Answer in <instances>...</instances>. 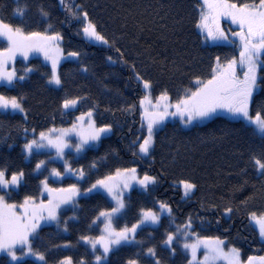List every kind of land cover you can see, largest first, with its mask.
I'll return each mask as SVG.
<instances>
[{
  "label": "trees",
  "instance_id": "obj_1",
  "mask_svg": "<svg viewBox=\"0 0 264 264\" xmlns=\"http://www.w3.org/2000/svg\"><path fill=\"white\" fill-rule=\"evenodd\" d=\"M73 2L69 10L59 0H0L1 21L28 34H56L65 54L79 53L77 60L60 65L58 88L49 83L50 66L38 57L18 60L16 73L24 79L0 86L2 96L16 97L24 109V113L0 109V170L8 178L24 174L18 189L0 190V196L16 205L27 198L46 200L41 198V182L49 171L37 173L36 166L52 153H36L28 160L25 143L52 128L71 125L80 114L92 111L97 125L110 126L112 134L81 156L68 154L71 167L82 170L83 179L67 177L50 183L85 190L120 170L137 168L140 175H152L158 183L135 188L125 196L124 212L115 219L116 229L133 226L144 211L158 210L160 204L172 209V215L163 217L158 226L143 227L133 242L115 248L100 264H156L157 260L160 264H189L180 240L172 249L164 243L189 220L196 236L219 238L227 249H238L244 260L253 255L264 257V242L249 219L253 214L264 215V170L255 164L256 159L264 163V136L252 125L216 116L185 127L175 117L156 132L150 156L143 157L139 151L146 137L140 108L145 97L142 83L151 84L154 101L167 94L173 103L180 102L197 88L198 81L212 79L217 62L225 64L239 57L238 47L205 43L198 29L200 0ZM229 2L242 6L259 0ZM77 12H86L108 43L85 40ZM5 46L0 42V49ZM74 99L78 107L65 110L64 102ZM257 112L264 117V66L251 103L252 115ZM51 165L62 169L57 161ZM184 181L196 187L187 199L178 185ZM112 208V201L102 192L79 198L60 212L57 223L38 229L31 238L32 250L44 256V264H61L67 258L75 264H95L93 252L81 237H99L102 224L97 217ZM227 209H231L229 215ZM149 248L155 250V256L148 253ZM0 264L43 263L35 259L12 263L3 255Z\"/></svg>",
  "mask_w": 264,
  "mask_h": 264
},
{
  "label": "snow or ice",
  "instance_id": "obj_2",
  "mask_svg": "<svg viewBox=\"0 0 264 264\" xmlns=\"http://www.w3.org/2000/svg\"><path fill=\"white\" fill-rule=\"evenodd\" d=\"M63 3V0H61ZM203 3L207 5L210 10L211 20L214 27L210 26L208 23L209 15H202L200 27L204 28L207 36L211 37L213 40H228V35L219 27V16H227L232 22L238 24L241 27L240 32L232 33L233 36H239L241 43V52H240V64L246 66L247 71L244 72V78L241 80L235 75V65L237 64L236 60L230 61L226 72L223 74L222 78H214L210 80L207 84L200 89L198 92H194L186 100H181L175 105L177 111L168 113L169 105H163V112L158 114L148 113L145 110V115L147 117V137L143 140V143L139 145L140 153L147 155L152 147L153 143V128L154 126L162 123L167 115H177L181 116L187 115L188 119L185 123H190L192 119L200 117H207L210 114L214 113L217 109H227L229 112L234 115L240 116L247 120L250 124L255 126V130L264 136V117L261 116L259 112L256 113L255 117L249 114V108L252 101L253 92L257 89V70L260 66H264V60H261V56L264 55V0H259L258 5H249L243 4L242 6H237L236 4H229L226 0H215V2H210V0H203ZM216 9H222V11L217 12L215 15L211 13ZM18 15L22 16L23 12L18 11ZM43 15H47L46 12L42 11ZM76 16L75 13H73ZM77 19H81L80 16H76ZM87 20V13H82V22ZM82 34L89 40L99 41L101 43H108L105 38L96 31L95 24L88 21L85 23V26L82 28ZM0 38L6 39L10 47L6 50L8 55L5 56V53H0V82L6 84H12L14 79L23 80L24 77H16L15 72H7L6 68L8 65L9 59H11L15 52L19 51L21 55L27 57L29 52H43L46 60L52 61L53 76L49 83H54L59 85L61 83L59 75L56 74L55 69L57 67L58 59L57 57L50 55V41L58 40L59 36H47L38 32L30 33L28 36L22 34V30L18 27L13 28L11 25L0 21ZM58 51V50H57ZM79 53H69L68 58L78 56ZM109 59H111L109 57ZM87 69H85L86 71ZM28 71H31L29 69ZM144 87L147 89L150 87L147 81H144ZM147 99V97H145ZM160 100H166L167 95H162ZM77 103L76 100H66L63 107L69 108L75 106ZM143 103V101L141 102ZM23 111L21 104L18 102L16 97L8 98L0 95V109H8ZM91 112L88 113V116L91 117ZM80 120L83 117L79 118ZM76 125H73L72 129L67 130H56L52 129L51 132L58 131L60 133L55 139H51L49 134L40 133L41 141L38 142L33 140L31 143L26 144L24 147L28 153L32 152L33 146L39 148L45 146L43 144L44 140H47V144L53 146L57 149L58 155H63V150L65 147H68L64 143L62 137L71 131L76 130ZM91 128V125H90ZM111 131L110 126L102 127L98 129H93L87 134L81 132L80 144L77 146V152L83 148L85 144H88L90 141H98L100 139L101 133H108ZM44 162L41 161L40 164H37V169L41 167ZM255 164L260 170H264V163H261L259 159L255 160ZM126 172L131 173V179L135 180L136 169H127ZM23 172L19 174L12 175L10 180L5 179V172L0 170V190H6L9 186L13 188L17 187L20 183L21 178L23 177ZM55 175L59 176V172H55ZM79 175L83 177V171H79ZM117 175H120V172H117ZM108 179H111L109 177ZM138 184L142 185L144 188H147L150 183H155V178L145 175L143 179L136 181ZM45 188L47 191H59L62 193H70L71 195L60 198L58 203L54 204L52 200H49L47 205L41 203L40 205L34 206L31 211H28L27 206L31 198L25 199L23 204L19 207L25 209V211L16 215L14 212L5 214L0 211V251L6 250L12 257L13 260L19 259L15 255V249L17 245L21 248L27 247L28 252L24 255L32 254L36 256L39 260L43 261L44 256L32 251L31 243L29 242V237L35 233L36 229L39 227V220H56V208L59 207L61 203L67 204L72 203L73 198L76 195H79V191L75 185L69 189H59L52 190L47 189L46 182ZM184 187V195L187 196L189 192L195 187V185L182 182ZM129 187L128 181L123 182V188ZM103 188L109 194L113 196L116 200L117 206L111 210V212H101L100 216L97 217L99 220L100 217H105L107 223H105V235L101 236L98 240L91 239L88 237H81V239L86 240L91 244L92 248L95 249L97 244H101L103 247V253L107 254L111 251L113 246H118L121 243H128L134 238V233L136 228L139 225H133L131 228L125 227L121 231H115L111 228V219L112 216L121 211L125 207L123 200L120 198L123 195V192H117L114 190L113 186L109 185L106 180H98L96 184L92 185V188H89L84 193L85 195L88 192H91L93 189ZM4 197L0 196V206L4 208L14 209L16 205H6L3 204ZM161 211L167 210L170 213V209L167 208V205L161 204ZM47 209V216H44L43 210ZM228 212L231 209H227ZM252 219L256 221L259 225V235L264 239V216L257 218L255 214L252 215ZM159 221V216L154 212H144L143 219L140 221L141 224L145 222H150L155 224ZM191 227V221L184 226V231H187ZM174 239L173 234H169L167 239L164 241L166 245H171ZM205 244L209 248V251L213 254V258L217 257H227L229 254L235 259V264H240L239 261V251L235 248L229 249V253H224L222 245L225 241L216 238L212 241H200L197 240L194 244L185 243L183 245L186 249L192 250L193 260H195L196 250L200 244ZM174 251V249H173ZM148 253L152 256H155V250L152 248L148 249ZM106 258V256H105ZM208 257L205 256V260ZM254 257H249L247 264H253ZM261 262H264V257L259 258ZM96 260L100 262L102 256L98 255ZM65 264V262H62ZM66 264H71L70 260ZM129 264H135V261H130ZM156 264H160L157 260ZM232 264V261H230Z\"/></svg>",
  "mask_w": 264,
  "mask_h": 264
},
{
  "label": "rangeland",
  "instance_id": "obj_3",
  "mask_svg": "<svg viewBox=\"0 0 264 264\" xmlns=\"http://www.w3.org/2000/svg\"><path fill=\"white\" fill-rule=\"evenodd\" d=\"M200 1L202 3V7H201V11H200L199 25H200V22H201L202 15H209L208 23H209L210 26L214 27V25L212 24V20H211L210 10L208 9L207 5H205L203 3V0H200ZM59 2H60L61 6L63 8L66 7L69 10L72 8V6L74 4L73 0H63V3H61V0H59ZM210 2H215V0H210ZM226 2L229 3V4H232L231 2H229V0H226ZM258 4H255V5H258ZM250 5H253V4H250ZM219 11H222V9H216L211 14L215 15ZM76 14H77V16H80L81 20H82V14H80L78 12ZM0 21H1V19H0ZM88 21H89V19L87 17V20L83 21V24H82L81 28H83L85 26V23H87ZM199 25H198V29H199V32L201 33V35L203 36V39H204L205 43H207L209 45L231 44V45H236L238 47V49H239V57H237V58H235L233 60L237 61V64L235 65V75L239 79L242 80L244 78V72L247 71V68H246V66L241 65L240 62H239L240 61V52H241L240 38H239V36H233L232 35V33L240 32L241 31V27L238 24L232 22V20L229 17H227V16H219V27L224 31L225 34L228 35V40H213L211 37L207 36V33H206L205 29L200 27ZM22 34L24 36H28L29 35L28 33L24 32V31H22ZM41 34L47 35V36H58L56 34H44V33H41ZM82 37L85 40H87L88 42L92 43V44H102V45L106 44V43H101V42L95 41V40H89L83 34H82ZM0 42H5L6 43L5 48L0 49V53H5V56H7L8 53H7L6 50L10 47V44L4 38H0ZM49 43H50V55H53V56L57 57V59H58V63H57V67L55 69V72H56L57 75H59L60 65L63 62L67 61V60H77L78 56L68 58V54H65L63 52L60 37H59L58 40H53V41H50ZM36 57L41 58L46 64H48L50 66V68H51V77L49 79V81H50L52 76H53L52 61L51 60H46L45 57H44L43 52H34V51L33 52H29L27 57L21 55L19 51L15 52L14 56L11 59H9V61H8V65H7L6 71L7 72H15L16 77H18L17 73H16V69H15L16 62L18 60H23V61L27 62L30 59L36 58ZM261 59H262V56H261ZM229 63H230V61L225 63V64L217 62L216 66H215V69H214V75H213L212 79H210V80H214V78H222L223 74L226 72V70L228 68ZM260 67L257 70V85H258V87L253 92L252 100H253L255 94L257 93V91L259 90V71H260ZM15 80H17V79H14V81ZM14 81H13V83H14ZM207 82L201 83V82L198 81L197 82V84H198L197 88L195 90L189 92L187 97H185L183 100L188 99L191 96L192 93L198 92L200 89H202L207 84ZM12 84L9 85V84L0 82V86L1 85L11 86ZM50 85L53 86V87L58 88V87L61 86V83L59 85H56L54 83H50ZM142 85H143V89L145 91V97H147V99H145V97H144L141 100V102L143 101V103L140 102V108H141L142 120H143V122L145 124V127H146V137H147V117L145 115V110H147L148 113L158 114L160 112H163V105L167 104V105H169L168 110H167L168 113H172V112H176L177 111L175 105L177 103H179V102L173 103L171 101L170 96L167 95V94H166L167 95V99L166 100L158 99V100L154 101V99L152 98V95H151V91H152L151 84L149 83L150 87L147 88V89L144 87V82L142 83ZM76 101H77V103L75 104V106H72V107H69V108H64V109L65 110H74V109H76L78 107V100H76ZM251 103H252V101H251ZM1 110L3 112L24 113V109H23L22 112L19 111V110H15L14 111L11 108L1 109ZM89 112H91V114H92L91 117L88 116ZM89 112L84 113V114H80L76 118L75 122L73 124H71V125H68L66 127H61V128H52V129H56V130H67V129H72L73 125L77 126L75 131L67 132L62 137L64 143H66L68 145V147L64 148L63 155H58L57 149L55 147H53V146L48 145L47 144V140L43 141V144L45 145L43 147L37 148V147L33 146V149H32L31 153H28L27 150L24 147V152H25L26 157H27L28 160H30V158L36 153H52V155L47 160H43V159L39 160L38 164H40L41 161L44 162L39 169H37V167H36V172L37 173H42V172H45L46 170L49 171L47 176L41 182V190H42V197L41 198H46V200L37 201V200H34V199L32 200L31 199L30 202H29V205L27 206L28 211H31L34 206L40 205L41 203H43L44 205H47L49 200H52L53 203L56 204V203H58L60 198H63V197L71 195L70 193H62V192H59V191H47L46 188H45V183L44 182H46L47 189L59 190V189H69V188H71L73 185H70V186L61 185V186L57 187V186H54V185H52L50 183L51 180H54L56 182H60V181H63L67 177H75V178H77L79 180L84 178V174H83V177L81 178L80 175H79V170H75V169H73L71 167L68 154L69 153H73L77 157L81 156L87 149L97 147L98 144L100 143V141L104 137H107V136L112 134V128L110 127L111 128L110 132H108L106 134L105 133H101L100 139L98 141H94V142L90 141L88 144H85L83 146V148H81V150L79 152H77L76 149H77V146H79V144H80V139H81L80 133L81 132L87 134L88 132H90L93 129H98V128H102V127H108V126H98L96 121H95V118H94V113L92 111H89ZM249 114L251 116H253V118L255 117L251 113V104H250V108H249ZM216 116H224V117H227V118H229L231 120H242V121L246 122L247 124L252 125L247 120H245L244 118H242L240 116H237V115H234L233 113L229 112L227 109H217L214 113L210 114L207 117H203V118L197 117V118L192 119L190 123H185V121L188 119L187 115H184V116H181L180 114H177V115H174V116L173 115H167L162 123L154 126V128H153V143H152V147L150 148L149 153L147 155H144V154L140 153V155L143 156V157L150 156V154H151V152L153 150V147H154V141H155L156 132L158 130H160L169 120H171V119L174 120L175 117H177V118L179 117L180 119H175V120H180L182 122L183 126H185V127H191V126H193L195 124L206 123V122H208L209 120L213 119ZM80 117H83V119L80 120L79 119ZM173 120H171V121H173ZM90 125H91V128H90ZM252 126L255 129V126L254 125H252ZM52 129H50V130H52ZM50 130L42 132V133L49 134V137L51 139H55L57 136L60 135V133L58 131L50 133ZM257 133H259V132H257ZM33 140H36V141L40 142L41 141L40 135L37 138H33V139L29 140L28 142L25 143V145L28 144V143H31ZM52 161L59 162L62 165V169H59L57 167L59 169L58 170L55 167H52V165H51ZM131 169H133V168H131ZM134 169H136V173H135L136 179L135 180L131 179V175L132 174L129 173V172H126L125 170H120L119 171L120 172L119 176L117 175V173H115V174L110 175V176H108V177H106L104 179H101V180H106V182L109 185L113 186L115 191H117V192L122 191L123 192V195L120 198L123 200L124 205H125V196L130 191H132L135 188H144L142 185L138 184L136 181L140 180V179H143V177L145 175H140L139 172H138V169L137 168H134ZM55 172H59L60 175L59 176L55 175ZM148 176L154 177L152 175H148ZM109 177H111V179H108ZM154 178H155L156 182L154 184L150 183L148 186L155 185L156 183H158V179L156 177H154ZM5 179L6 180H10L11 177L8 178L5 175ZM125 180H127L128 184H129V187H127V188H123V182ZM21 182H22V178L20 180V183ZM184 182H187V181H184ZM20 183H19V185L17 187L13 188L12 186H9L8 189H11V188L12 189H18L19 186H20ZM187 183H190V182H187ZM190 184H192V183H190ZM178 185H179V187L181 189V194H182L183 199H187V198L191 197L193 195L195 189H196V187H194L189 192V194L187 196H185L184 195L183 183L180 182V183H178ZM76 188L78 189L80 194L76 195L73 198V202L72 203H67V204L61 203L59 205V207L56 208V216H57L56 220H44V219L39 220V227L36 229L35 233H33L29 237V242L30 243H31V238H33L36 235L38 229H40L43 226H47V225H51V224L57 223L58 220H59L60 212L63 209H65V208L74 206L77 203L78 199L83 197V196H89V195L97 193V192H102L112 201L113 208H115L117 206L116 200L113 198V196L111 194H109L103 188L93 189L91 192H88L86 195L84 193L86 192L87 189L83 190L79 186H76ZM89 188H92V186L89 187ZM8 189H6V190H8ZM3 204L16 205V204H13V203H9L8 201L5 200V198H4ZM20 205H16L17 207L14 208V209L4 208V207L0 206V211L4 212L5 214H9V215L11 213H13V212L16 215H20V214H22L25 211V209L19 207ZM164 205H167V208L171 210L170 213L167 210H164L162 212L161 211V207H160L161 204L159 205L158 210H150V212H154V213H156L159 216V221L157 223H155V224H152L150 222H145V223L141 224L140 221L143 219V214H142L141 219L134 224V225H139L136 228V231L134 233V238L128 243H131V242H133L135 240V237H136L137 233L143 227H146V226L156 227V226H158L160 224V222H161L163 217L172 215L171 207L168 204H164ZM124 209H125V207L123 209H121L120 212H118V213H116V214H114L112 216L111 228L113 230H115V231H121V230L116 229V227H115V219L123 214ZM111 210H107V211H104V212H111ZM144 212H149V211H144ZM42 214L44 216H47V209H44ZM229 214H230V212H227V215H229ZM255 216L257 218H259V217H262L264 215H255ZM249 219H250L251 224L257 229V231L259 233V225H258V223L256 221H254L252 219V215L250 216ZM97 222L102 224V233H101V235L99 237H95V238H91V239H97L98 240L101 236L105 235V223H107L106 218L105 217H100V219L97 220ZM184 226L179 227L176 230V232L173 233V235H174L173 242H172V244L170 246L165 244L167 247L172 249L173 246H174L175 241H177V240L181 241L182 246L185 243L194 244V243L197 242V240H200V241H212V240H215V238H200V237L196 236L195 233L192 232L191 227L187 231H184ZM131 227H127V228H131ZM259 238H260V240L262 242H264V239H262L260 237V235H259ZM82 243L87 245L89 247V249L93 252V254L95 256L93 262L95 264H100V263L104 262L105 260H107L110 252H112L115 248H117V247H119L121 245H124V244H128V243H121L118 246H113L111 251H109L107 254H104L103 253V247H102L101 244H97L96 248L93 249L91 244L88 243L86 240H82ZM222 247H223L224 253H226V254L229 253V249L233 248V247H231V248L227 249L225 247V243H224V245H222ZM184 250L188 253V255L190 257L189 264H230V261H232V264H235V259L230 254L227 257L221 256V257L213 258V254L209 251V248L206 247L205 244H203V243L200 244L198 246L197 250H196L195 260H193L192 250L190 248L189 249L184 248ZM27 252H28L27 247L21 248L19 245H17V247L15 249V255L17 257H19V259L13 260L11 255L6 250L0 251V257L3 256V255H6L8 257V259L10 260V262H12V263H17V262L23 261L25 259H35L36 261H38L40 263H43V264L45 263V260L41 261L36 256H33L32 254L24 255V253H27ZM33 252H35V251H33ZM98 255L102 256V260L100 262H98L96 260V257ZM105 256H106V258H105ZM205 256L208 257L207 260H205ZM251 257L255 258L254 261H253V264H264V262H261L260 259H259L261 256L253 255ZM69 260H70L71 264H75L70 258L65 259L63 262H65V264H66V262L69 261ZM239 261H240V264H247V261H248V260H244L242 258L240 251H239ZM61 264H62V262H61Z\"/></svg>",
  "mask_w": 264,
  "mask_h": 264
}]
</instances>
